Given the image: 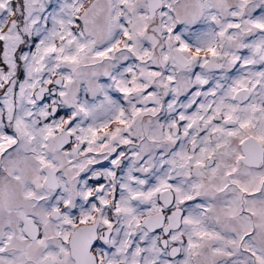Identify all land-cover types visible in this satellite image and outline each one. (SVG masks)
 <instances>
[{
  "label": "snow or ice",
  "instance_id": "snow-or-ice-1",
  "mask_svg": "<svg viewBox=\"0 0 264 264\" xmlns=\"http://www.w3.org/2000/svg\"><path fill=\"white\" fill-rule=\"evenodd\" d=\"M0 264H264V0H0Z\"/></svg>",
  "mask_w": 264,
  "mask_h": 264
}]
</instances>
